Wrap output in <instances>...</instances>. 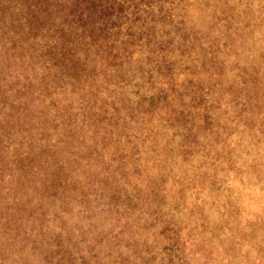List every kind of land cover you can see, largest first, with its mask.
<instances>
[{
    "label": "clouds",
    "instance_id": "clouds-1",
    "mask_svg": "<svg viewBox=\"0 0 264 264\" xmlns=\"http://www.w3.org/2000/svg\"><path fill=\"white\" fill-rule=\"evenodd\" d=\"M138 15L0 39V264H264V0Z\"/></svg>",
    "mask_w": 264,
    "mask_h": 264
},
{
    "label": "rangeland",
    "instance_id": "rangeland-1",
    "mask_svg": "<svg viewBox=\"0 0 264 264\" xmlns=\"http://www.w3.org/2000/svg\"><path fill=\"white\" fill-rule=\"evenodd\" d=\"M152 2L153 0H0V39L14 36L25 39L42 32L49 34L50 38L59 35L63 41L60 54L65 60H70L71 48L82 42L81 37L90 35L93 43L115 40L120 33L117 31L112 34L110 29H119L122 23L128 22L129 39L122 44L124 52L143 38L154 55L164 53L170 41H156L151 29L140 32L132 30L138 22L143 26L138 15L140 5ZM129 10L131 17L125 15ZM155 67L161 75L171 74L172 66L166 61L157 62Z\"/></svg>",
    "mask_w": 264,
    "mask_h": 264
}]
</instances>
